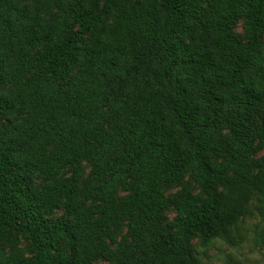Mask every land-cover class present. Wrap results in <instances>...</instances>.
Listing matches in <instances>:
<instances>
[{"label":"trees","instance_id":"16d2710c","mask_svg":"<svg viewBox=\"0 0 264 264\" xmlns=\"http://www.w3.org/2000/svg\"><path fill=\"white\" fill-rule=\"evenodd\" d=\"M250 233L264 0H0V264H200Z\"/></svg>","mask_w":264,"mask_h":264},{"label":"rangeland","instance_id":"374dc122","mask_svg":"<svg viewBox=\"0 0 264 264\" xmlns=\"http://www.w3.org/2000/svg\"><path fill=\"white\" fill-rule=\"evenodd\" d=\"M253 222H250L252 228ZM252 235L250 233L247 240L236 248L216 241L207 251V256L200 258V264H264V246L262 249L255 247Z\"/></svg>","mask_w":264,"mask_h":264}]
</instances>
